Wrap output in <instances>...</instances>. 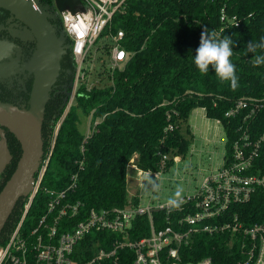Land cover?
Wrapping results in <instances>:
<instances>
[{
	"label": "trees",
	"instance_id": "1",
	"mask_svg": "<svg viewBox=\"0 0 264 264\" xmlns=\"http://www.w3.org/2000/svg\"><path fill=\"white\" fill-rule=\"evenodd\" d=\"M235 20L238 25L234 24ZM52 21L63 30L59 16ZM205 27L214 29L218 37L227 35L235 41L231 57L239 77L235 90L230 82L217 78L212 66L203 75L194 63L191 55H195ZM118 29L124 31L122 45L133 53L124 67L112 76L109 73L103 76V56H100L95 62L100 64L98 69L96 64L94 71L85 68L87 75L92 71L96 74L92 87L88 89L87 79L81 83L56 136L55 129L68 101H63L61 94H55L53 89L43 122V158L53 140L54 147L42 185L65 187L83 160L78 186L70 196L82 201L85 209L139 203V196H130L128 192L130 159L136 155L140 168L155 171L162 163L163 154L169 156L165 170L174 163V156L186 157L193 142L189 117L198 106L205 108L208 117L221 119L225 127L229 122L224 116L227 109L242 98L257 99L263 107L256 114L254 125L264 130V65L254 67L250 62L254 54H246L248 42H259L264 37V0H127L124 11L113 18L112 32ZM69 52L72 54L70 49ZM72 58L76 70L73 55ZM79 108L92 116V121H99L85 142V133L79 128ZM168 111L172 114L170 119ZM170 121L175 128L166 131ZM234 123L232 120L231 124ZM228 143L229 140L226 148ZM20 153L21 150L11 171ZM29 193L18 201L7 220L0 233V244L7 242L20 221ZM45 202L46 197L39 192L26 216V225L44 212ZM238 210L250 222L264 221L263 194H257ZM165 213L158 210L154 216L159 220ZM149 230L148 217L140 216L131 230L132 238L148 235ZM117 235L95 231L89 237H103L106 240L103 245L108 246ZM224 243L222 237L202 235L192 246L197 258L211 255L215 264H233L234 250ZM130 263L131 260H120V264Z\"/></svg>",
	"mask_w": 264,
	"mask_h": 264
},
{
	"label": "built area",
	"instance_id": "2",
	"mask_svg": "<svg viewBox=\"0 0 264 264\" xmlns=\"http://www.w3.org/2000/svg\"><path fill=\"white\" fill-rule=\"evenodd\" d=\"M81 1L84 8L72 10L67 7L59 12L70 40L76 75L72 95L54 136L81 83L89 76L86 69L93 70L96 60L103 56V76L108 73L112 76L133 54L122 45L123 29L112 32L114 15L124 11L127 0ZM234 24L239 23L235 20ZM91 87L88 85V89ZM262 107L263 103L257 99L242 98L225 111L224 116L229 121L225 127L221 119H215L224 128L229 147L222 161L203 175L193 192L180 197L183 202L178 208H170L167 201L155 200L152 196L144 203L139 195L137 204L85 209L82 201H75L70 196L78 186L83 160L65 187L42 185L54 147L53 140L42 160L20 221L7 242L0 244V264H120V260H131L130 264H215L211 255L196 257L192 243L200 241L202 235L224 238L225 246L234 250L233 264H264V221L250 222L238 210L259 193L264 198V130L254 125L255 116ZM171 115L168 111L169 119ZM232 120H235L234 124H231ZM98 122H89L84 142ZM174 128L170 121L165 130ZM84 142L82 153L85 151ZM168 158L163 154L162 163L155 171L140 168L134 159L130 166L142 181L150 174L159 178ZM180 158L174 156L176 161ZM39 192L46 197L44 212L26 225V216ZM158 210L166 212L159 220L154 216ZM144 215L150 223L148 235L132 238L136 218ZM95 231H111L118 235L104 246L106 240L103 237H89Z\"/></svg>",
	"mask_w": 264,
	"mask_h": 264
},
{
	"label": "water",
	"instance_id": "3",
	"mask_svg": "<svg viewBox=\"0 0 264 264\" xmlns=\"http://www.w3.org/2000/svg\"><path fill=\"white\" fill-rule=\"evenodd\" d=\"M0 7L24 20L30 27L28 37L37 41V48L26 65L34 73L28 106L0 100V124L15 133L22 147L17 166L0 191L1 233L18 201L31 191L40 170L45 153L42 128L46 106L60 73L61 60L70 49L65 30H59L52 20L67 7L75 10L84 6L81 0H54L52 13L42 0H0ZM8 46L7 41L0 40V58ZM6 161L2 159L0 168Z\"/></svg>",
	"mask_w": 264,
	"mask_h": 264
},
{
	"label": "flooded vegetation",
	"instance_id": "4",
	"mask_svg": "<svg viewBox=\"0 0 264 264\" xmlns=\"http://www.w3.org/2000/svg\"><path fill=\"white\" fill-rule=\"evenodd\" d=\"M42 2L53 13L54 0H42ZM29 29V25L11 10L0 7V40H5L9 44L5 55L0 58V100L26 106L29 104L34 82V73L26 65L37 48V41L27 35ZM67 43L70 44L69 39ZM75 75L76 70L72 54L68 48V52L61 60V69L57 81L53 85L55 94H61L63 101H68L72 95ZM20 150L22 153L21 143L15 133L0 124V165L2 159L7 160L5 166L0 168V191L17 166L18 161L11 171L15 156ZM3 154L5 156H2Z\"/></svg>",
	"mask_w": 264,
	"mask_h": 264
},
{
	"label": "rangeland",
	"instance_id": "5",
	"mask_svg": "<svg viewBox=\"0 0 264 264\" xmlns=\"http://www.w3.org/2000/svg\"><path fill=\"white\" fill-rule=\"evenodd\" d=\"M86 64L88 65L89 62ZM99 65L94 63L93 67L95 66V69H98ZM93 71L89 74L86 81L89 86L93 85L96 76ZM78 113L80 131L87 133L92 116L86 115L81 108L78 109ZM189 124L193 134L190 152L186 157H181L178 161L174 160V163L164 170L159 178L150 174L143 177L142 181L136 177V171L130 166L133 159L136 163V155L130 159L127 170L130 196L141 195L142 202L146 203L149 196H152L155 200L160 199L166 202L169 198L175 196L178 188L183 189L181 196L191 193L200 184L203 175L222 161L227 141V135L222 124L218 123L214 118L206 116L205 108L202 106L192 110ZM144 180L146 181L145 185Z\"/></svg>",
	"mask_w": 264,
	"mask_h": 264
},
{
	"label": "clouds",
	"instance_id": "6",
	"mask_svg": "<svg viewBox=\"0 0 264 264\" xmlns=\"http://www.w3.org/2000/svg\"><path fill=\"white\" fill-rule=\"evenodd\" d=\"M234 43L230 36L218 37L214 29L205 27L195 55H190L201 74L207 75L212 66L217 78L222 82H230L231 88L235 90L239 86V77L236 74V65L231 60ZM189 52L191 53V49ZM248 53L254 54L250 61L254 67L264 65V37L259 42L253 40L248 42L246 54ZM182 191V188H178L175 196L168 199L167 204L170 208H178L183 202L180 199Z\"/></svg>",
	"mask_w": 264,
	"mask_h": 264
},
{
	"label": "crops",
	"instance_id": "7",
	"mask_svg": "<svg viewBox=\"0 0 264 264\" xmlns=\"http://www.w3.org/2000/svg\"><path fill=\"white\" fill-rule=\"evenodd\" d=\"M206 114V113H205ZM207 116V115H206Z\"/></svg>",
	"mask_w": 264,
	"mask_h": 264
}]
</instances>
